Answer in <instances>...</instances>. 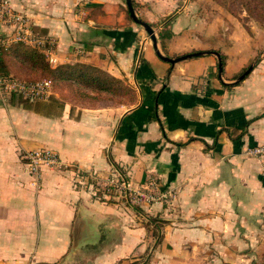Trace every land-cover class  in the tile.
<instances>
[{
  "label": "crops",
  "instance_id": "0c3cea01",
  "mask_svg": "<svg viewBox=\"0 0 264 264\" xmlns=\"http://www.w3.org/2000/svg\"><path fill=\"white\" fill-rule=\"evenodd\" d=\"M10 1L50 67L90 66L133 96L0 98V264H264V38L189 20L185 0H132L155 45L126 0ZM156 51H216L222 71L214 53ZM41 149L59 162L35 174L24 154ZM80 172L119 175L129 200Z\"/></svg>",
  "mask_w": 264,
  "mask_h": 264
},
{
  "label": "trees",
  "instance_id": "16d2710c",
  "mask_svg": "<svg viewBox=\"0 0 264 264\" xmlns=\"http://www.w3.org/2000/svg\"><path fill=\"white\" fill-rule=\"evenodd\" d=\"M235 1L237 6L240 3L243 5L245 4L249 12H255L252 10L254 5L261 4L262 6L264 3V0ZM223 5L233 13L230 6H227L225 3ZM19 44L20 42L10 46L9 49L6 50L1 48L0 68L5 76H10L11 72L15 71L14 69L16 67L17 71L19 70L17 76L21 80L39 81L45 78L50 80L53 87L56 88L62 87L61 83L63 82L66 84L65 86L70 89V92L64 95V98L68 100L73 99L74 102L79 104H95L96 102H104L108 99L113 101L112 98L115 97L116 94H120V92L126 89L120 81L90 66L77 65L76 67L60 66L54 69L50 68L42 53L37 50L27 54L21 53L26 50L21 51ZM18 64L20 67H18ZM20 71H22V73L26 71V74L21 75ZM102 94H104V96L109 94L111 98L102 97ZM154 220L155 219H153V221ZM157 239L155 242L159 243L158 236Z\"/></svg>",
  "mask_w": 264,
  "mask_h": 264
},
{
  "label": "rangeland",
  "instance_id": "374dc122",
  "mask_svg": "<svg viewBox=\"0 0 264 264\" xmlns=\"http://www.w3.org/2000/svg\"><path fill=\"white\" fill-rule=\"evenodd\" d=\"M5 1L10 7H12L10 0H5ZM185 1H186V5L188 4V8L190 11L191 18L189 20H192L193 17L199 18V20H201L202 22H208L210 20L211 23H214L218 26L219 24H225V23L230 24V22H232L234 24H239L240 27L244 31H246L251 38H254V39L256 38L257 40L258 38H262V37L264 38V3L262 6L261 4L254 5L255 8L253 7L252 10H254L255 12H249L245 4L243 5L242 3H240L237 6L235 0H233V2L232 0H185ZM3 3H4V0H0V4H3ZM180 3H182V0ZM224 3L227 6L231 7L233 13H231V11H229L228 8H226L223 5ZM12 9L14 10L15 16L18 15L19 18L15 20V17H14V19L11 20L7 25L0 28V33H1L0 38L2 37L5 39V41H7L9 39H12L13 35L15 36V34L19 33V31H22L24 33L23 38H25V40L24 42H20L19 46L21 47V51H25V50L26 51L21 52V53L27 54V53H30L31 51L37 50L38 52L43 54L44 58L47 60L50 66L49 58L46 53L48 43H40V40L38 39L39 35L35 33L33 34L31 33L32 30H31V24H30L29 18H27V16H25L20 11H16L13 7ZM16 44L17 43L14 41L9 43L10 46H13ZM262 54H264V46L260 48V51L258 52L255 60L260 58ZM251 63L255 65V61H252ZM18 67H20L19 64H18ZM247 67H245L243 71H245ZM50 68H53V67H50ZM14 70L15 71L11 72L10 76L12 78L20 79L17 76V74H19L18 73L19 70L17 71L16 67ZM20 73L21 75H25L26 71L25 73H22V71H20ZM124 83H126V85H129L127 82H124ZM51 85H52L51 88H53V84ZM61 85H62V88H67V86H65L66 85L65 83L62 82ZM132 96H133L132 91L125 89L124 91L120 92V94L117 95V97L116 96L113 97L112 98L113 101L110 99H108L110 101L105 99L107 101H104V103L114 102L116 101V99H121V100L131 99ZM102 97L111 98L109 94L105 96L104 94H102ZM116 198H120L122 200H126V198H128L129 200L128 194L124 193V191H122V189L120 188L116 189ZM157 226H159V223H157ZM157 234H158V231L154 229L153 237L151 240V245L153 244L154 246H156L158 244L155 242L157 239V236H156ZM142 261L144 262L143 258L135 262H132V263L129 262V264H137V263H141Z\"/></svg>",
  "mask_w": 264,
  "mask_h": 264
},
{
  "label": "built area",
  "instance_id": "2783aa9c",
  "mask_svg": "<svg viewBox=\"0 0 264 264\" xmlns=\"http://www.w3.org/2000/svg\"><path fill=\"white\" fill-rule=\"evenodd\" d=\"M15 17V20L18 19V15L15 16L14 10L12 7H10L6 1L4 0L3 4H0V28L7 25L11 20H13ZM1 34V33H0ZM23 32L19 31V33L13 35L12 39H9L5 41L4 38H0V60H1V48L3 49H9L10 45L9 43L14 41L16 43L18 42H24L25 38H23ZM31 34V33H30ZM23 38V40H22ZM51 81L48 79H43L39 81H25L20 80L16 78H12L11 76H5L3 75L1 68H0V98L4 99L7 95H10L12 93H15L19 95L20 97L24 99H46L50 96L51 91ZM254 152L256 154H262L264 152V149L259 147L254 149ZM24 158L27 159L28 165L30 167V170L38 174L41 165H55L59 161L56 157V155L49 150L41 149L36 151H27V153L24 154ZM86 174V173H85ZM82 177H91L95 178L94 175H88L84 174L82 172L79 173ZM93 181H96L98 185H100L103 190H110L108 188L114 187L115 189H124L129 191L128 188H126L127 183H125V180L119 176L107 178L105 182H103L102 179H94ZM125 191L124 193H126ZM134 194V193H133ZM136 194V193H135ZM140 196V194H137ZM135 195H133L134 198Z\"/></svg>",
  "mask_w": 264,
  "mask_h": 264
},
{
  "label": "water",
  "instance_id": "95a60500",
  "mask_svg": "<svg viewBox=\"0 0 264 264\" xmlns=\"http://www.w3.org/2000/svg\"><path fill=\"white\" fill-rule=\"evenodd\" d=\"M126 5H127V9L129 12V15L131 16V18L139 25H141L145 31L148 33V35L150 36L151 40L153 41V44L155 45L156 39H155V35L154 32L152 30V27L146 23L145 21H143L142 19H140L139 17L136 16L133 5H132V0H126ZM157 55L163 59L164 61L169 62L170 64H174L175 62H178L180 60H184L186 58L192 57V56H200L204 53H214L217 58H218V70H219V74L222 71V61L220 58V55L218 52L216 51H197V52H193V53H187L184 55H179L177 57H168L165 55H162L160 52L156 51ZM253 65H250L237 79L236 81H240L241 79L244 78V76L246 74H248L251 69H252Z\"/></svg>",
  "mask_w": 264,
  "mask_h": 264
}]
</instances>
